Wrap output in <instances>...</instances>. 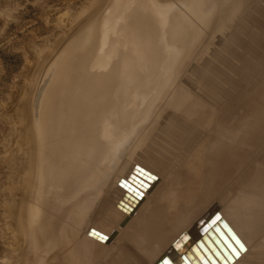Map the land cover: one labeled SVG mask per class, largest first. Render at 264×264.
<instances>
[{
	"label": "bare ground",
	"instance_id": "1",
	"mask_svg": "<svg viewBox=\"0 0 264 264\" xmlns=\"http://www.w3.org/2000/svg\"><path fill=\"white\" fill-rule=\"evenodd\" d=\"M245 1L238 0L237 5ZM104 5L106 9L104 8L103 12L101 10V14L97 11L100 14L99 18L89 14H86L83 19L81 17L82 20L77 21L76 29L74 28L77 34H71L53 50L52 54L45 56L50 57L49 59L44 57L34 76L33 83H37L38 87L32 89L20 111L22 117L26 115L28 117L24 120L27 129L24 137L28 147L27 157L30 166L26 181H23L25 191L20 200L21 209L18 208L15 211L18 219L15 223L23 231L21 243L24 247V256L28 261L23 264H90L104 252L107 239L111 235H116L114 230L120 232L119 238L129 244L128 251L132 255L135 254L136 249H146L139 242L141 237L157 242L156 249L159 251L160 247L169 243L174 236H178L177 233L185 225L182 223L184 214L187 215L190 211L187 203L180 202V206L175 201L177 196L172 197L174 192L171 194L169 190L171 194L169 197L166 198L167 195H163V198L153 202L148 212L139 211V217L127 220V223L137 222L138 224L128 227L131 234L123 233V228L118 225L126 218L122 215L120 208L126 200L130 205L131 200L138 194L122 202L120 200L119 204L116 203L118 205L114 209L120 211V214L115 212L113 217H110L107 193L114 186L116 188L123 186L120 191L127 188L123 182H126L128 186L131 184L128 178L132 174L139 177V172L134 170L137 166L142 167L143 156L149 152L153 154L155 149L166 144L172 117L171 114L165 116V120L162 119L164 124L159 126V119L164 118L160 114L172 103L176 106L182 103L180 100L185 96L182 88L189 85V79L195 73L203 74V71L208 70L209 62H212L221 51L214 69L204 75L197 74L201 75L197 81V87L199 86L197 98L202 99L203 103L199 106L202 108L203 104L212 99L217 90L224 85L221 82L228 80L233 71L244 67L240 60L245 53L241 54V59H237V53L234 50L235 40L228 39L223 43L226 38L224 31L233 23L234 15L232 20L229 16L219 18L222 10L217 12V0H110ZM215 14L218 22H214ZM209 15L215 18L209 19ZM78 16L77 14L75 18ZM208 24H213L210 33L223 31L224 38L217 48H214L216 51H213L212 57L198 65L199 61L195 60L199 59L203 52L198 53L195 58L194 52L197 51L194 44L199 39L198 35ZM113 26L118 29L114 30ZM243 29L244 33H247V29ZM174 43L177 45L176 48H173ZM203 50L204 47L201 51ZM151 56L156 58L155 62H158L159 70L148 82L149 72L144 66L146 59ZM153 65L156 66L154 62ZM153 73L155 74V71ZM204 76L208 78L204 80ZM170 80L172 81L167 87L169 93L162 99L159 95V101L152 109L150 107L145 109L146 114L141 117L135 127L133 126L134 128L122 131L117 118H123L134 111L140 98L150 97L147 96L146 90L151 91L158 86L164 89ZM145 85L147 86L144 91ZM256 85H260L264 90V79L257 78ZM240 89L235 88L228 93L229 96L225 100L228 101L226 109H235L242 114L248 112L250 116L264 118V96L255 102L253 90ZM245 96H251L252 101H244ZM119 101H124L121 111L118 110ZM193 111L192 108L190 113ZM110 115H115L117 118ZM202 122L203 120L191 121L196 126L194 131ZM262 123L263 129L264 121ZM210 125L207 126L208 134L198 139L194 138L191 153L187 150L184 153L185 161L190 155L194 158L198 151L196 146L208 144L209 138L212 137ZM110 127L115 128L117 132L121 130L114 135V139L111 138L113 135ZM176 127L177 124L175 130ZM243 127L242 131L250 132L255 124L244 121ZM192 130L193 127L190 126L189 121H186L182 130H176L179 133L177 136L186 143L188 137L193 134L190 133ZM111 139L113 141H110ZM168 142L171 144V138ZM222 146L225 145L222 144ZM136 147L138 148L134 160L130 158L119 160L120 166L124 167L125 164L126 166L116 183L114 182L115 170L106 171L109 176H106L105 172L109 180L107 186H110L109 190L106 189L103 171L108 169L109 165L116 163L120 157L119 153L123 154ZM178 148L175 145L173 154L170 156H159V154L150 156L143 169L150 170L152 160H158L159 157L163 158L160 161H167L168 157L176 156ZM214 150L215 146L212 144L211 156L197 158V155V161L200 159L201 162H195L189 166L197 173L196 177L202 178L203 175L213 174L208 164L213 165L218 159L214 156L215 154L212 155ZM185 161L181 163L182 169H185ZM95 168H98L103 178L99 177L90 182L91 178L88 176ZM260 169L264 167H257L251 177L261 176ZM69 191L72 194L62 198L64 193ZM59 197L62 199H57ZM214 198L215 205L219 209L212 211V214L214 212L216 214L211 218V223H217L223 231L225 227H229L228 229L233 230L241 241L239 245L235 244L236 251L233 250L234 252L230 253L231 257L226 258L227 261L224 264L228 262L230 264H264V243L260 242L259 250L249 252L247 256L240 254L246 237L248 236V241L255 238L259 233L255 229L264 223V194L255 193L250 198L242 199L232 205H229L232 197L222 199L219 195H215ZM166 207L168 209H165ZM246 208H252V211H244ZM166 210H170L171 214H167ZM217 216H220L219 220H216ZM185 219L187 221L189 218ZM213 221L216 222L213 223ZM140 225H143L142 228L137 230ZM159 225V229L152 231ZM204 228L208 229V227H202L201 231L190 232L181 241L177 242L176 238L173 240L180 245L183 242L191 244L205 233ZM160 230H163L164 234ZM260 231L262 232L263 229ZM100 236L106 239H101ZM173 250L174 252L169 254V260L172 264H181L183 261L181 250L177 246ZM234 255L238 257L232 262ZM105 259L102 260L105 261ZM18 262L14 264H22Z\"/></svg>",
	"mask_w": 264,
	"mask_h": 264
},
{
	"label": "rangeland",
	"instance_id": "2",
	"mask_svg": "<svg viewBox=\"0 0 264 264\" xmlns=\"http://www.w3.org/2000/svg\"><path fill=\"white\" fill-rule=\"evenodd\" d=\"M108 1L110 0H0V264H14L19 260H21L19 262L22 264L28 262L24 256V247L21 243L23 231L15 223L18 220L15 216V211L18 208L21 209L20 200L25 191L23 181H26L28 176L27 171L30 169L27 157L28 147L26 146V138L24 137L27 130L24 120H27L28 117L27 115L22 117L20 111L29 98L28 96L32 89L38 87L37 83H33L34 76L37 74L36 69L44 61L45 56L52 54L53 50L61 42L68 39L71 34H77L74 28L76 29V23L80 21L81 17L83 19L86 14H89L96 15L99 18L101 12L106 9L105 2ZM238 3V0H217V12L222 10L220 12L221 16H218L221 19L224 16H229L230 20H232V16L234 15L233 23L228 27L229 30L226 29L224 31L226 38L223 43L228 39L235 40L234 50L237 53V59H241V54L245 53L244 57L240 60L244 67L241 70L230 72V77L228 80L221 82L224 85L217 90L212 99H209L208 102L203 104L202 108H199L203 102L201 98H197V90L199 88V86L197 87L198 77L214 69L220 57L221 51H219L216 56L214 55L217 60L214 58L207 65L208 70H202L203 74H201L202 72H197V74H201L200 76L195 73L197 77L194 74L193 76L195 77L192 76L189 79V85L182 88L183 95H185V98L182 96L183 98L180 100L182 103L179 106L172 103L163 110L165 112L162 111L160 115L164 118L159 119V126L164 124L162 121L169 114L172 117V124L167 131L168 140L171 138V144L167 140L166 144L155 149L153 154L150 152L145 154L142 158L141 166L145 169L147 161L154 154H159V156L172 155L175 145L179 147L178 153L176 156L168 157L167 161H160L163 159L162 157H159L155 161L152 160L150 170H148L152 174L148 177L149 180L144 179V183L139 184L140 186L131 183L127 188H123L122 191L120 189L123 186H117V188L114 186L119 192L112 187L110 192L107 193L108 209L109 212L111 211L110 217H113L115 212H119L120 214V211L126 217H124L125 219L123 218L125 220H122L124 221L123 223H118L123 228V233L131 234L132 232L128 227L138 225L137 222L127 223V220L139 217V211L148 212L155 200H160L166 195L167 198L173 192L174 195L172 197L177 196V200L175 201L180 206L182 202V204L187 203L188 210L190 211L187 215L186 213L184 214L182 223L185 225L180 231L181 233L178 232V236L173 237V239H178L176 240L177 242L181 241L190 232L201 231L202 227H206L208 224V228L214 226L211 223V218L216 213L212 214V211L219 209L215 205V195H219L222 199L232 197L229 202V205H232L242 199L250 198L255 193L264 194V169L259 170V175L261 176L251 177L252 174L254 175L257 167H264V128L262 129L261 127L264 118L263 116H250L248 112L242 114L236 112L237 110L235 109H226V105L228 104V101H225L226 97L235 88L253 90L255 102L264 96V90L261 89L260 85H256L257 78L264 79V37H262L264 36V33H262L264 32V0H246L244 3L239 4L240 6L237 5ZM102 6L104 7L102 8ZM97 11H101L100 14ZM76 13L79 15L78 18H75L77 17ZM210 16L213 15H209V19L215 18L216 14L215 17ZM216 19L214 22H218L217 17ZM212 25L208 24L206 26L198 35L199 39L194 44L195 51H197L194 52L195 58L198 53L203 52L202 56L200 55V58L195 60L196 62L199 61L198 65L205 62L204 60L207 58L212 57L213 51H216L214 48H217V45L224 38L223 31L221 33L209 32L213 27ZM113 27L114 30L118 29H115L116 26ZM243 28L247 29V33H244ZM174 44L173 48H176L177 45L176 43ZM248 46H250V49H248ZM202 47H204L203 51H201ZM49 58L47 57L46 59ZM149 58L146 59L144 66L146 67V71L149 72L150 78L148 77V82L156 76L159 70V64L155 62L156 58L154 56ZM153 62L156 66L153 65ZM154 71L155 74L153 73ZM207 78L208 76L203 77L204 80ZM171 81H168L164 89L162 86H158L151 91L146 90V92L148 91L147 96H150L148 97L149 99L147 97H144V99L140 98L138 106L130 114L125 115L123 118L119 117L120 119L115 115L110 116L118 119L120 122L119 128L122 131L130 129L133 126L135 127L141 120V117L146 114L147 110L145 109H152L154 104L159 101V95L162 99L169 93V88L167 89V87ZM200 95H202L201 92ZM244 98V101H252L251 96H245ZM123 102L119 101L118 103V110L120 111L122 110ZM192 108L194 111L190 113ZM193 120H203L196 131H194L196 126L191 123ZM186 121H189L190 126L193 127V130L190 132L193 134L184 143L183 139L177 136L179 133L176 130H182V126ZM244 121L254 123V129L250 132L242 131L244 129ZM209 125L211 126L212 137L209 138L208 144L201 147L196 146L198 151L194 158H191L190 155L188 160L185 161V151L187 150L191 153L194 138L198 139L208 134L207 126ZM121 130L117 132L115 128L110 127V132L113 135L111 138L114 139V135ZM113 139L110 141H113ZM212 144L215 146L212 155L215 154L214 156L218 158L215 164H208L213 174L208 176L203 175L202 178L196 177L197 173L191 170L189 166L195 162L200 163V159L197 161V158H200V156L202 158L203 156H211ZM222 144L226 147L222 146ZM138 147L134 150L132 148L125 151L123 154L119 153L120 157L116 163L109 165L108 169L103 171L106 189L109 190L110 188V186H107L109 180L106 176H109V174L106 171L115 170L114 182L116 183L126 166V164L124 167L120 166L119 160H127L129 158L130 160H134ZM183 161H185V169L181 167ZM105 172L107 173L106 176ZM103 175L98 171V168H95L88 178H91L90 182H93L94 179L103 178ZM133 186L137 190L131 191L130 189ZM169 190L171 194L168 192ZM135 193L138 196L131 200L129 205L126 199L131 196L132 198L135 197ZM71 194L72 192L69 191L61 197H68ZM140 194L141 196H139ZM61 197L57 199H62ZM120 200L121 202L122 200L126 201H124L120 211H117L114 208L120 203ZM165 209L168 208L166 207ZM244 211L250 212L252 208H246ZM166 213L171 214V211L166 210ZM185 218L189 219L186 221ZM142 226H138L137 230H140ZM159 228L160 225L154 227L152 231L155 232ZM261 229H263L262 232L260 231ZM255 230L259 233L250 241H248V236L246 237L247 239L245 238V244L241 247L240 254H246L247 256L249 252L259 250L260 242L264 243V223ZM114 231L116 235H111L107 239L108 242H105L104 252L101 255L99 254L90 264H93V262L94 264H101V262L102 264H160L161 258L169 259V254L174 252L173 248L177 245V242L171 239L169 243L164 244L158 251L156 249L157 242L147 237H141L139 242L146 249H136L135 254L132 255L128 251L130 249L129 244L124 239L119 238L120 232ZM160 231L164 234L163 230ZM118 238L120 241L114 240ZM253 242H256V244H253ZM187 244L188 242H183L179 250L182 251ZM101 257L102 259L106 258L105 261ZM237 257L238 255H234L232 262L236 261ZM227 264H230V262Z\"/></svg>",
	"mask_w": 264,
	"mask_h": 264
},
{
	"label": "water",
	"instance_id": "3",
	"mask_svg": "<svg viewBox=\"0 0 264 264\" xmlns=\"http://www.w3.org/2000/svg\"><path fill=\"white\" fill-rule=\"evenodd\" d=\"M134 171L139 172V177L132 174L128 178V182L137 186H140L145 180H149L148 177L152 174L138 166ZM123 183L127 187L126 182ZM134 189L135 187L133 186L130 190ZM228 228L225 227L223 231L217 223L214 224L213 228H208L207 231L204 228L205 233L201 234L200 238L192 241L191 244L185 246L181 251L183 260L181 264H224L226 258L229 259L231 257L232 251H236L235 244L239 245V242H241L238 235Z\"/></svg>",
	"mask_w": 264,
	"mask_h": 264
},
{
	"label": "snow or ice",
	"instance_id": "4",
	"mask_svg": "<svg viewBox=\"0 0 264 264\" xmlns=\"http://www.w3.org/2000/svg\"><path fill=\"white\" fill-rule=\"evenodd\" d=\"M220 219V217L219 216H217L216 217V220H219ZM216 221H213V223H215ZM205 231H207V229H205ZM97 235H99V234H97ZM100 238L101 239H106V237H103V236H100ZM187 237H185V239H186ZM177 248H179L180 247V244L178 243L177 245ZM160 264H172V262L169 260V259H167V258H161V261H160Z\"/></svg>",
	"mask_w": 264,
	"mask_h": 264
}]
</instances>
